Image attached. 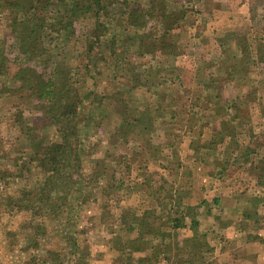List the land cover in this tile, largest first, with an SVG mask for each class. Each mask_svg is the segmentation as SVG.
Masks as SVG:
<instances>
[{"label":"rangeland","instance_id":"rangeland-1","mask_svg":"<svg viewBox=\"0 0 264 264\" xmlns=\"http://www.w3.org/2000/svg\"><path fill=\"white\" fill-rule=\"evenodd\" d=\"M165 3L173 14L138 31L122 5L141 12L151 0H115V19L93 49L100 58H86L85 24L65 47L67 57L59 55L61 74L91 99L77 109L85 122L74 118L80 140L70 138L71 145L82 141L80 162L61 167L52 188L47 169L28 161L38 148L21 123L38 126L42 143L59 141L73 124L57 130L43 122L39 101L19 88V67L50 78L54 67H42V56L25 62L12 9L0 0V264H264V0ZM142 34L151 47L143 56L136 47ZM112 43L133 57L125 77L109 76ZM96 93L112 98L91 105ZM122 119L136 132L128 141L119 137ZM220 120L233 136L217 135L222 142L211 152L210 128ZM93 163L106 173L91 177ZM152 227L155 234L145 233Z\"/></svg>","mask_w":264,"mask_h":264},{"label":"trees","instance_id":"trees-1","mask_svg":"<svg viewBox=\"0 0 264 264\" xmlns=\"http://www.w3.org/2000/svg\"><path fill=\"white\" fill-rule=\"evenodd\" d=\"M114 1L115 0H2L3 4H6L12 9V14L14 15L10 21L12 31L16 33L18 37L17 50L19 54L23 55L21 56L25 58V62H33L42 56L40 58V62L43 65L42 67H54L51 78L45 77L43 73L37 72L36 69L31 67H19L14 74V79L17 83H19V88L29 90V96L39 101L38 106L42 110L43 122L47 121L48 123L50 121H54L57 125V130L60 124H66L68 122L73 124V126L61 129L62 133L59 141H48L46 143H42L40 139L38 142L35 141L36 136L39 137V135L35 134L38 126L34 127L27 125L25 121L21 123L23 126L25 125L23 130L27 140L35 146V148H38L33 151V155H28V161L30 163V160H35L41 168L45 167L47 169V176L45 177L47 187L54 188V185L60 181L62 175L61 167L63 168L67 162L71 160L78 162L80 160L79 154H77L75 149L77 147L76 143L79 144L82 141H77L75 144L71 145L70 138L73 140H80L78 133L79 129H75L77 125L75 119L80 116L77 109L81 104H83V100L87 101L90 98L88 91L84 94V98H80L78 91L72 87L70 82H67L65 75L61 74L63 73V69L60 66L61 61L58 57L62 54L65 55V52L67 51L65 47H67L68 44L71 42H77L78 26L85 24V31L83 35H85V41L88 43L87 45H89L85 49L86 58H88V60H94V58L100 54L93 51L95 44H97L95 49L102 47L100 37L107 34L111 23L115 19L114 15L112 17V14L109 13ZM125 1L126 0H123V2ZM151 2V7L145 9L139 8L142 10L141 12H139L137 8H129L128 4L126 6L122 5L123 18L127 24L140 31L143 30L148 21L157 19V21L162 24L168 16L173 14L171 11H167L170 9L168 8V4L165 3V0H151ZM169 2H171V0H169ZM154 11L156 12L155 14H153ZM30 15L31 17H29ZM146 33L148 32L145 31L144 34ZM144 34L140 35V39L137 41L136 46L141 51L142 56L151 53V47L144 43ZM46 39L50 41L49 51H46ZM104 42L106 41H103V44ZM113 43L109 47V61L114 60L110 64V66L114 69L109 76L113 78L125 77L127 76L126 74H129L134 70L131 65L132 62L130 61L133 57H128V52L125 47L116 51V46H114ZM55 50H60V52H56ZM246 50L247 49H244L243 52H246ZM2 59L3 57L1 58L0 56V72H2ZM93 63L95 62L93 61ZM248 65L249 62L247 61L246 66ZM69 72H71L70 69ZM55 77H60V79H62L57 82ZM135 78L137 77L135 76ZM107 94L108 93H96L92 101H90V104L94 105L95 102H105L106 99L111 100L112 97ZM215 94L214 96H216ZM111 95L114 96L116 94L112 93ZM101 104L104 106V103ZM208 104L209 102L205 103L206 106H208ZM262 114L264 116V107ZM96 115H98V113ZM102 115H104V107L102 109ZM94 116L95 115L93 114L87 115V123H89L91 119H94ZM79 118L85 122L83 115ZM233 118L235 117H231V120H233ZM137 120L138 122L140 121V119ZM129 121L130 119H122L118 129L119 137L127 141L128 139H132L130 135H136V132H129L131 131L130 129L133 128L131 127L132 124L130 125ZM140 122H142V120ZM144 124L145 127L148 128V123ZM225 124L226 123L223 122V120H220L218 125L221 129H217L218 127L216 126L210 128V132H212L210 135L211 139L208 141L206 147L210 151L211 149L214 150L218 142H222L220 139L217 141V135L221 134V136H233V126H227ZM75 130H77V132H75ZM192 130L193 126H190L189 131ZM199 132L200 135L202 131L199 130ZM197 141H199V139H197ZM192 142L193 141H191V145L196 149L198 145L193 144ZM194 151L195 150H193V152ZM198 154L199 153H197V155ZM101 166L93 163L90 176H96L98 178L99 175L106 173V167ZM260 177H262V175H260ZM260 184L261 183L259 181V187H261ZM39 200L42 199L40 198ZM59 200H64V198L59 197ZM214 202L218 203L219 199L215 198ZM129 212L130 209L123 210L122 217L124 216L126 218L129 216ZM129 221L132 222V219ZM170 221L177 222L179 220L171 219ZM124 222L127 223V221ZM133 222L134 226H137L136 229H138L141 234L143 231V228L141 227L142 222H139L138 217H136ZM174 226L176 227L177 225ZM154 230V227H152L150 230L145 231V233L155 234ZM135 239L142 240V237L139 235ZM128 242H130V240Z\"/></svg>","mask_w":264,"mask_h":264}]
</instances>
